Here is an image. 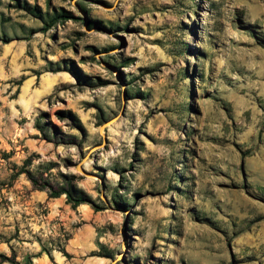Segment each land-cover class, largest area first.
Instances as JSON below:
<instances>
[{
	"label": "rangeland",
	"instance_id": "obj_1",
	"mask_svg": "<svg viewBox=\"0 0 264 264\" xmlns=\"http://www.w3.org/2000/svg\"><path fill=\"white\" fill-rule=\"evenodd\" d=\"M4 257L264 264V0H0Z\"/></svg>",
	"mask_w": 264,
	"mask_h": 264
},
{
	"label": "trees",
	"instance_id": "obj_2",
	"mask_svg": "<svg viewBox=\"0 0 264 264\" xmlns=\"http://www.w3.org/2000/svg\"><path fill=\"white\" fill-rule=\"evenodd\" d=\"M70 14H63V15H58L52 18L51 23L57 22L59 19H70L69 17ZM21 173H26L30 181L33 183V185L39 189V190H49L50 198H58L62 195H66L68 202L72 203L74 206H79L81 204H90L94 210L100 211L102 210L99 205H96L92 199L82 190L77 189L76 187L73 186H68V182L66 181L67 186H61L59 188L53 187L50 183L47 182H41L39 181L35 175L31 171H22L19 172ZM65 256H69V254L66 251H62ZM4 261H9L12 264H21L14 258H9V257H4Z\"/></svg>",
	"mask_w": 264,
	"mask_h": 264
},
{
	"label": "water",
	"instance_id": "obj_3",
	"mask_svg": "<svg viewBox=\"0 0 264 264\" xmlns=\"http://www.w3.org/2000/svg\"><path fill=\"white\" fill-rule=\"evenodd\" d=\"M108 123H106V125H107Z\"/></svg>",
	"mask_w": 264,
	"mask_h": 264
}]
</instances>
